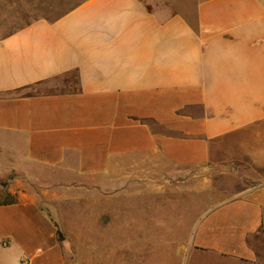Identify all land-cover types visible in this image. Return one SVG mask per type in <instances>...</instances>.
I'll use <instances>...</instances> for the list:
<instances>
[{"label":"crops","instance_id":"obj_1","mask_svg":"<svg viewBox=\"0 0 264 264\" xmlns=\"http://www.w3.org/2000/svg\"><path fill=\"white\" fill-rule=\"evenodd\" d=\"M192 12L87 0L0 36V198H12L0 201V264H100L111 251L127 264L143 249L163 264L256 263L260 190L206 213L189 244H152L166 182L264 124L263 0Z\"/></svg>","mask_w":264,"mask_h":264},{"label":"rangeland","instance_id":"obj_2","mask_svg":"<svg viewBox=\"0 0 264 264\" xmlns=\"http://www.w3.org/2000/svg\"><path fill=\"white\" fill-rule=\"evenodd\" d=\"M87 0H0V36L9 34L38 19L56 20ZM191 21L192 10L200 0H166ZM264 2V0H263ZM166 181L161 178V182ZM160 196L159 220L154 221L152 244H189L200 219L212 209L238 199L248 192L260 190L264 205V124L232 134L215 142L212 159L206 169H193L167 181ZM1 197L0 201H11ZM118 222V221H117ZM65 223V222H63ZM71 227V221H66ZM112 225L113 224L112 222ZM158 228V231H157ZM264 230V227H263ZM171 235H168V234ZM173 234H175L173 236ZM158 236V237H157ZM151 239V238H150ZM113 242L117 238H112ZM139 244L149 243L142 237ZM255 264H264V246ZM99 254V253H98ZM111 255V259L108 256ZM125 253H121L124 257ZM100 264H118L120 254L111 251ZM127 264H163L160 254H128ZM192 261H194L192 259ZM197 264H228L211 255L195 258ZM165 263V262H164Z\"/></svg>","mask_w":264,"mask_h":264},{"label":"trees","instance_id":"obj_3","mask_svg":"<svg viewBox=\"0 0 264 264\" xmlns=\"http://www.w3.org/2000/svg\"><path fill=\"white\" fill-rule=\"evenodd\" d=\"M82 4H83V3H82ZM80 5H81V4H80ZM78 6H79V5H78ZM78 6H77V7H78ZM75 8H76V7H75ZM75 8H74V9H75ZM72 10H73V9H72ZM72 10H71V11H72ZM67 13H68V12H67ZM67 13H65V14H67ZM65 14H64V15H65ZM62 16H63V15H62ZM62 16H61V17H62Z\"/></svg>","mask_w":264,"mask_h":264}]
</instances>
